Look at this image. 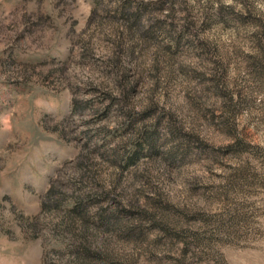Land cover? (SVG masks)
I'll list each match as a JSON object with an SVG mask.
<instances>
[{
	"label": "rangeland",
	"instance_id": "1",
	"mask_svg": "<svg viewBox=\"0 0 264 264\" xmlns=\"http://www.w3.org/2000/svg\"><path fill=\"white\" fill-rule=\"evenodd\" d=\"M0 264H264V0H0Z\"/></svg>",
	"mask_w": 264,
	"mask_h": 264
}]
</instances>
